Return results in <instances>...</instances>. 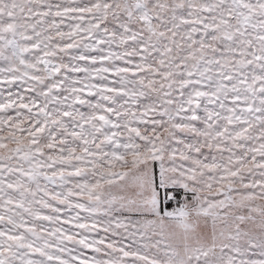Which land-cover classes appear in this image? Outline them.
<instances>
[{
	"label": "snow or ice",
	"instance_id": "6c2138e0",
	"mask_svg": "<svg viewBox=\"0 0 264 264\" xmlns=\"http://www.w3.org/2000/svg\"><path fill=\"white\" fill-rule=\"evenodd\" d=\"M0 264H264V0H0Z\"/></svg>",
	"mask_w": 264,
	"mask_h": 264
}]
</instances>
